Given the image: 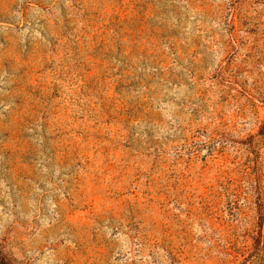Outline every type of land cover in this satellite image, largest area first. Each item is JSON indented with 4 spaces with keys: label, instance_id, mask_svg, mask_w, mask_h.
<instances>
[{
    "label": "rangeland",
    "instance_id": "1",
    "mask_svg": "<svg viewBox=\"0 0 264 264\" xmlns=\"http://www.w3.org/2000/svg\"><path fill=\"white\" fill-rule=\"evenodd\" d=\"M260 233L264 0H0L10 264H264Z\"/></svg>",
    "mask_w": 264,
    "mask_h": 264
},
{
    "label": "trees",
    "instance_id": "2",
    "mask_svg": "<svg viewBox=\"0 0 264 264\" xmlns=\"http://www.w3.org/2000/svg\"><path fill=\"white\" fill-rule=\"evenodd\" d=\"M255 248L262 251L264 249V236L260 234H258V236L255 239ZM262 256V255H261ZM0 264H10L8 262V260L3 256V254L0 251ZM245 264H254V263H245Z\"/></svg>",
    "mask_w": 264,
    "mask_h": 264
}]
</instances>
